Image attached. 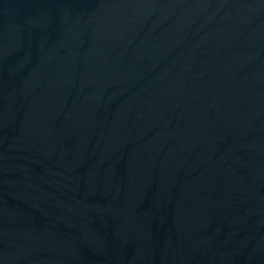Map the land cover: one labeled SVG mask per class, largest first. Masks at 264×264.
<instances>
[{"label": "water", "instance_id": "obj_1", "mask_svg": "<svg viewBox=\"0 0 264 264\" xmlns=\"http://www.w3.org/2000/svg\"><path fill=\"white\" fill-rule=\"evenodd\" d=\"M0 264H264V0H0Z\"/></svg>", "mask_w": 264, "mask_h": 264}]
</instances>
